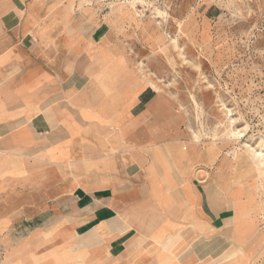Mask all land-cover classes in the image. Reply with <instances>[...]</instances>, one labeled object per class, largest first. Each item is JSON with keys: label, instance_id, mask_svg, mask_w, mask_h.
Returning a JSON list of instances; mask_svg holds the SVG:
<instances>
[{"label": "crops", "instance_id": "1", "mask_svg": "<svg viewBox=\"0 0 264 264\" xmlns=\"http://www.w3.org/2000/svg\"><path fill=\"white\" fill-rule=\"evenodd\" d=\"M34 18L29 0H0V78L25 71L12 98L0 97V138L39 150L62 179L46 200L45 229L31 231L28 260L15 264H224L231 249L241 255L245 206L227 170L190 165L211 152L191 157L165 135L153 90L95 102L80 69L93 31L48 33Z\"/></svg>", "mask_w": 264, "mask_h": 264}, {"label": "rangeland", "instance_id": "2", "mask_svg": "<svg viewBox=\"0 0 264 264\" xmlns=\"http://www.w3.org/2000/svg\"><path fill=\"white\" fill-rule=\"evenodd\" d=\"M29 2L36 28L52 33L69 24L85 28L86 39L93 31L80 69L95 102L115 90H153L165 135L181 138L191 157L211 152L209 161L190 158V165L217 173L223 166L245 206V251L231 249L224 264H264V0ZM24 74L18 67L1 77L0 97L11 99L10 85L22 86ZM26 148L0 138V264L28 260L31 231L45 229L46 200L62 179L43 153Z\"/></svg>", "mask_w": 264, "mask_h": 264}, {"label": "bare ground", "instance_id": "3", "mask_svg": "<svg viewBox=\"0 0 264 264\" xmlns=\"http://www.w3.org/2000/svg\"><path fill=\"white\" fill-rule=\"evenodd\" d=\"M178 46V45H177ZM180 48V47H179ZM183 55V54H182ZM230 109V108H229ZM230 113V112H229ZM227 116V115H226ZM231 125V124H230ZM231 127V126H230ZM232 129H233V127H232ZM230 132V131H229ZM237 135H239V133H237ZM246 146H248V145H246ZM249 147V146H248ZM250 150V149H249ZM250 152H251V154H252V156L254 157V158H256V157H258L259 155H261V152H256V151H254L253 149H251L250 150ZM264 154V153H263Z\"/></svg>", "mask_w": 264, "mask_h": 264}]
</instances>
